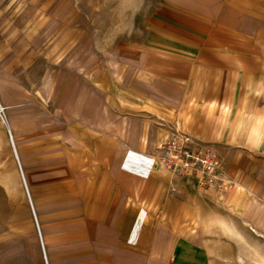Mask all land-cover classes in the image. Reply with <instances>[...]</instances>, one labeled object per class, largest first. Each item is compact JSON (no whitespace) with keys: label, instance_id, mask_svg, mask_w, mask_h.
Listing matches in <instances>:
<instances>
[{"label":"crops","instance_id":"0c3cea01","mask_svg":"<svg viewBox=\"0 0 264 264\" xmlns=\"http://www.w3.org/2000/svg\"><path fill=\"white\" fill-rule=\"evenodd\" d=\"M35 41L0 39V264H46L31 204L47 264H217L264 236V0H159L32 88ZM174 132L214 146L225 194L165 168Z\"/></svg>","mask_w":264,"mask_h":264},{"label":"rangeland","instance_id":"374dc122","mask_svg":"<svg viewBox=\"0 0 264 264\" xmlns=\"http://www.w3.org/2000/svg\"><path fill=\"white\" fill-rule=\"evenodd\" d=\"M158 1L0 0V39H37L33 48L38 58L28 64L32 70L27 71V84L41 87L47 71L51 76L57 70H79V64L93 63L95 53L106 58L112 42L138 37L143 20ZM81 39L87 43L78 47ZM79 55H83L80 60ZM39 98L42 105L52 103L51 96ZM231 243L227 260L217 264H264V236Z\"/></svg>","mask_w":264,"mask_h":264},{"label":"built area","instance_id":"2783aa9c","mask_svg":"<svg viewBox=\"0 0 264 264\" xmlns=\"http://www.w3.org/2000/svg\"><path fill=\"white\" fill-rule=\"evenodd\" d=\"M0 117L7 122L5 107L1 102ZM11 144L14 147L12 137ZM157 150L160 161L168 171L179 178L194 182L200 190H215L223 195L230 188L231 182L222 176V159L211 143L201 142L188 135L174 132L159 143ZM16 159L22 175L19 160L17 157ZM173 191H176V189H173ZM31 209L43 248L45 263L47 264L40 228L32 204Z\"/></svg>","mask_w":264,"mask_h":264}]
</instances>
